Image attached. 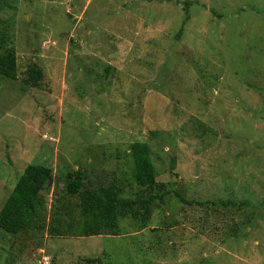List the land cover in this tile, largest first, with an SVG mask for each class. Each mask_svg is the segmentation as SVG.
Here are the masks:
<instances>
[{
	"label": "rangeland",
	"instance_id": "rangeland-1",
	"mask_svg": "<svg viewBox=\"0 0 264 264\" xmlns=\"http://www.w3.org/2000/svg\"><path fill=\"white\" fill-rule=\"evenodd\" d=\"M9 49L0 211L27 166L53 175L42 218L0 229V264H264V0H0ZM137 142L162 185L147 226L51 236L70 173L134 197Z\"/></svg>",
	"mask_w": 264,
	"mask_h": 264
},
{
	"label": "trees",
	"instance_id": "trees-1",
	"mask_svg": "<svg viewBox=\"0 0 264 264\" xmlns=\"http://www.w3.org/2000/svg\"><path fill=\"white\" fill-rule=\"evenodd\" d=\"M189 20L185 19L184 25ZM0 73L17 78V58L9 49L0 58ZM42 70L28 71V83L37 86ZM134 160V178L140 190L132 198L123 197V189L117 182L87 188L83 171L68 174L65 195L52 206L49 234L58 237H92L119 235L122 219L132 218L136 224L146 227L150 221L153 205L162 200V185L157 182L158 172L148 143L131 145ZM53 169L42 164L27 166L0 211V229L16 236L42 218L46 200L41 195L52 179ZM78 198L77 208L73 199ZM183 201H185L182 198ZM97 263L98 259L90 260Z\"/></svg>",
	"mask_w": 264,
	"mask_h": 264
}]
</instances>
